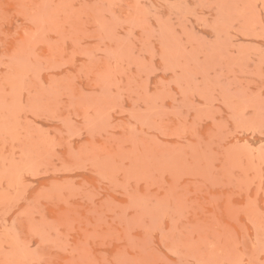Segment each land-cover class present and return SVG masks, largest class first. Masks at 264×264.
I'll return each instance as SVG.
<instances>
[{
    "label": "rangeland",
    "instance_id": "rangeland-1",
    "mask_svg": "<svg viewBox=\"0 0 264 264\" xmlns=\"http://www.w3.org/2000/svg\"><path fill=\"white\" fill-rule=\"evenodd\" d=\"M0 264H264V0H0Z\"/></svg>",
    "mask_w": 264,
    "mask_h": 264
}]
</instances>
